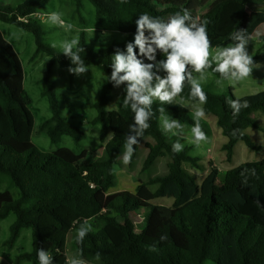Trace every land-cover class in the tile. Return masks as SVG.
I'll use <instances>...</instances> for the list:
<instances>
[{"label":"trees","instance_id":"obj_1","mask_svg":"<svg viewBox=\"0 0 264 264\" xmlns=\"http://www.w3.org/2000/svg\"><path fill=\"white\" fill-rule=\"evenodd\" d=\"M50 0H24L18 5L0 4V20L18 25L34 34L37 49L34 57L47 52L52 55L43 73V95L49 99L52 116L41 128L46 129L54 143L65 135L77 140L86 137L85 130L63 115L53 79L56 63L69 68L70 59L45 41L46 31L39 17ZM76 12L83 0H74ZM95 6L98 23L108 22L129 38L95 50L87 44L86 34L80 35L85 49L81 58L85 65H96L111 74L112 55L116 49L126 51L134 41L136 19L143 13L167 20L176 12L188 9L193 17L207 21L213 48L233 43L230 34L246 29L252 36L264 23V11H250L252 0H90ZM213 4L199 16V11ZM264 47V36L261 38ZM138 53V49H137ZM165 58L158 53L157 59ZM263 53L253 60H263ZM163 75V73H161ZM219 76V73H215ZM22 60L0 30V186L7 177V188L0 189V222L11 212L17 215L11 225L5 246L13 249L24 228H32L31 251L20 252L14 264L25 260L38 263L37 253L43 248L54 258V264H65L69 236L72 234L74 253L90 263L98 264H264V159L247 161L221 173L210 161V168L201 183L186 163L199 167V157L190 154L191 146L173 152L175 143L161 131L159 108L165 115L181 123L194 125L193 114L178 104H153L155 115L151 127L134 145L131 163L146 141L148 154L142 166L147 172L161 157H168V172L140 181L134 191L116 190V165L119 163L129 126L134 123L130 108L123 107L124 85L117 108L108 110L114 99V86L107 82L94 103L97 115L91 120L100 124L104 153L93 162H85L88 150L76 153L68 147L53 152L41 150L33 141L35 117L29 108L31 97L24 87ZM207 103L205 114L215 115L222 132L228 137L223 150L232 161L235 147L244 141L252 149H260L248 133L256 127L264 131L255 114H264V90L242 96L249 107L238 115L226 103L235 99L234 88L227 94L204 89ZM190 98V87L181 94ZM204 132L208 126L200 121ZM149 138V140H147ZM115 169V171H113ZM223 174V175H222ZM12 188L18 190L15 193ZM161 197L174 199L172 205L153 203ZM144 209L143 226L138 229L136 217ZM88 220L94 231L82 244L76 242L77 229ZM1 230V228H0ZM166 236L165 240L160 237ZM154 247L155 250H150ZM100 253V259L96 254Z\"/></svg>","mask_w":264,"mask_h":264},{"label":"rangeland","instance_id":"obj_2","mask_svg":"<svg viewBox=\"0 0 264 264\" xmlns=\"http://www.w3.org/2000/svg\"><path fill=\"white\" fill-rule=\"evenodd\" d=\"M24 0H0V4L18 5ZM259 4L264 5V1H258ZM83 7L79 12H76V3L74 0H50L47 6L41 9L42 15L39 17L42 19L46 35L45 41L49 44L52 42H61L64 40H70L74 36L81 35L85 32L87 44L89 47L99 50L101 47H108L113 42L125 41L129 38L128 34H124L112 27L108 22L104 21L98 23L95 18V6L90 0H83ZM213 4L207 6L199 11V16L204 14ZM52 11H58L63 14L62 18L67 23H72L74 28L70 32H65L61 27L46 23L48 13ZM0 30L4 34L7 40H9L16 51L18 52L25 71L24 87L31 97L29 108L35 117V130L33 132L34 143L43 151L53 152L61 147H68L74 150L76 153H81L84 150H88V155L84 158L85 162H93L98 159L104 153V146L100 139V124H93L91 122L97 115V110L94 107V103L98 100L104 85L108 82L106 80L109 73L105 72L96 65L87 66L89 69L86 73L79 76L70 73L69 68L65 67L61 63H56L53 69V79L55 88L58 94V98L61 105V111L63 115L67 116L69 120L82 127L86 132V137L77 140L72 136L65 135L61 141L54 143L47 130L41 128L42 124L51 118L52 111L50 108L49 99L43 95L45 87L42 82L44 70L48 61L52 58V55L47 52L39 53L34 57V53L37 49L35 36L32 32L27 31L18 25L7 23L0 20ZM135 34L133 35L134 38ZM247 45V49L250 55L256 54L261 49V44L258 41L256 35L251 37ZM223 47V46H219ZM215 48V47H214ZM61 51L59 47L56 48ZM263 52V51H262ZM259 67L254 68L252 75L245 81L237 83L235 86L230 85L227 81H224L222 85H218L216 81L220 79V76L212 73L209 70L207 82L203 84V88L210 92L217 94L229 93V88H234V94L242 97L246 95H252L264 90V61L259 62ZM122 93V85L114 88V99L108 105V110L117 108V102ZM189 105L188 108L191 113L192 105L198 104V102H192L185 100ZM203 107V105H202ZM168 116V115H167ZM259 124L264 127V114L256 112L255 114ZM170 117V116H169ZM172 118V117H170ZM174 119V118H173ZM202 120H206L209 125L211 134H207V140L201 142L199 146L189 144L185 138H178L171 134H166L168 139L176 142L178 139L184 147L190 145L193 147L190 150V154L198 156L200 166H192V164L186 163L185 166L196 174L198 182L201 183L208 170L210 168V155L214 158L215 162L220 165L221 172L224 173L225 169H232L238 165L247 161H260L264 159V131L258 128H250L249 135L253 141L260 146V149L250 148L244 141H240L236 145L235 154L232 161L227 160V153L223 150V145L227 143L228 137L222 132L221 127L217 123V117L215 115H207ZM186 128H192L184 124ZM190 139H192L190 129ZM149 140V138L147 139ZM124 154V148L119 158V163L116 168V184L113 188L114 191L128 189L134 191L140 181H146L151 177L157 175H163L168 172V157H161L147 172L142 171V166L148 154V148L146 141L140 145V151L134 162H130L125 165L122 162ZM210 154V155H209ZM223 175V174H222ZM7 177H4L3 183L0 189H6ZM17 193L18 190L12 188ZM174 199L171 197H161L153 200V203H163L172 205ZM141 216L136 217L138 223V229L143 226L144 209L139 211ZM17 215L15 212H11L8 217L0 222V256L4 254L7 258L14 259L17 253L24 251H31L33 247L32 228H24L21 232L15 247L9 249L5 246V241L10 237L11 225L16 221ZM72 234L69 236L68 255H75L72 248ZM14 253V254H13ZM6 258V259H7ZM12 259V261H13ZM87 264H98L90 263ZM0 264H9L7 261L0 259ZM22 264H38L35 261L25 260ZM205 264H216L213 260H206Z\"/></svg>","mask_w":264,"mask_h":264},{"label":"clouds","instance_id":"obj_3","mask_svg":"<svg viewBox=\"0 0 264 264\" xmlns=\"http://www.w3.org/2000/svg\"><path fill=\"white\" fill-rule=\"evenodd\" d=\"M63 14L58 11L48 13L46 23L61 27L65 32L73 30L74 25L67 23ZM136 23L134 41L126 45V51L116 49L112 55L111 74L106 80L114 87L124 85L123 107L131 110L134 123L129 126V134L124 144L122 162L127 165L135 151L134 145L140 142L141 137L151 127L150 121L155 115L153 104H178L188 107L181 95L185 87H190V98L198 100L192 105L194 125L191 128L192 144L199 146L207 140L200 121L205 117L202 107L207 103V94L203 84L207 82L212 73H219L220 79L216 81L222 85L227 81L235 86L252 75L253 69L259 65L249 54L247 45L251 36L246 29H239L230 34L232 44L213 48L207 31V21L193 17L188 9H182L167 20L155 17L148 13L139 15ZM52 48L59 47L61 53L67 56L73 66L68 71L77 76L86 73L88 67L80 53L85 51L80 46V37L74 36L70 40L59 43L52 42ZM138 49V53H137ZM158 53L165 58L157 59ZM163 73V75L161 74ZM226 103L238 115L241 109L249 107L247 99L237 96L235 99H226ZM160 127L164 134L181 137L185 125L178 119L165 115L160 107ZM184 145L179 139L173 144V152L183 151ZM115 171V169H113ZM93 226L85 220L77 229L76 242L82 244L85 237L93 232ZM161 240L166 236L162 235ZM150 250H155L150 247ZM38 264H54L53 256L45 249L37 253ZM100 259V253L96 254ZM65 264H87L82 252L66 256Z\"/></svg>","mask_w":264,"mask_h":264},{"label":"crops","instance_id":"obj_4","mask_svg":"<svg viewBox=\"0 0 264 264\" xmlns=\"http://www.w3.org/2000/svg\"><path fill=\"white\" fill-rule=\"evenodd\" d=\"M258 1H264V0H252V1H250L249 2V5H248V8H249V10L250 11H264V5H261V4H259V2ZM254 35H256V37H257V39H258V41L260 42V44H261V50L260 51H258L257 53H259V52H261V53H263V55H264V47H263V44H262V42H261V37L262 36H264V23H262L261 25H259L258 27H257V29L254 31V33L252 34V36L251 37H253ZM263 51V52H262ZM253 55H255V54H253ZM252 55V56H253ZM260 61H264V59L263 60H259L258 62H256L257 64H259V62ZM205 121V123H206V125L208 126V131L207 132H205V133H207V134H211V131L209 130V125H208V122L206 121V120H204ZM182 124H186V123H182ZM188 126H190L191 127V125H189V124H187ZM250 128H253V127H250ZM250 128H248V133H249V129ZM256 128V127H255ZM190 129L191 128H186L185 127V129H184V133H183V135L181 136V137H178V138H185L187 141H191L192 139H190L189 138V136H190ZM167 136V135H166ZM176 137V136H175ZM189 144H192L191 142L189 143ZM237 144H239V143H237ZM188 146H190V145H188ZM193 146H194V144H193ZM185 148V147H184ZM236 148V147H235ZM193 149V147L191 146V149L190 150H192ZM210 155V154H209ZM234 157V156H233ZM212 161H213V164L215 165V166H217L218 168H219V170H220V172L222 171L221 170V167H220V165L219 164H217L216 162H215V160H214V158L210 155V157H209ZM191 171V170H190ZM226 171H228V169H225V172ZM193 172V171H192ZM194 173V172H193ZM222 173V172H221ZM14 254V253H13ZM18 254V253H17ZM16 254V255H17ZM7 257L4 255V254H2L1 256H0V259L1 260H3V261H7L9 264H14V259H13V261H12V259H10V258H7Z\"/></svg>","mask_w":264,"mask_h":264}]
</instances>
